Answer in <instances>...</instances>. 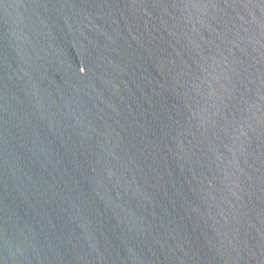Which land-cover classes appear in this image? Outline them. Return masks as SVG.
I'll return each instance as SVG.
<instances>
[{
  "label": "water",
  "instance_id": "95a60500",
  "mask_svg": "<svg viewBox=\"0 0 264 264\" xmlns=\"http://www.w3.org/2000/svg\"><path fill=\"white\" fill-rule=\"evenodd\" d=\"M0 264H264V0H0Z\"/></svg>",
  "mask_w": 264,
  "mask_h": 264
}]
</instances>
